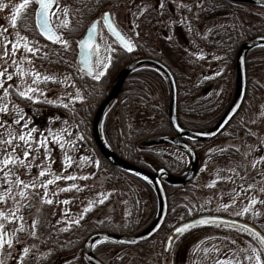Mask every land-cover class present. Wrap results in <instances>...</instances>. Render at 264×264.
<instances>
[{"label":"trees","instance_id":"1","mask_svg":"<svg viewBox=\"0 0 264 264\" xmlns=\"http://www.w3.org/2000/svg\"><path fill=\"white\" fill-rule=\"evenodd\" d=\"M148 2L152 3V0H148ZM151 11L153 10L151 9ZM195 18H197V21H195V32L192 36L196 40L195 43L198 49L200 51L210 49L216 55V59L218 57L223 59L230 69L233 67L235 52L239 45L248 38L264 35V7L261 6L246 3L235 4L223 0H205V5L201 6ZM151 44H159L163 50L157 54L153 48H147L145 54L147 56H158L172 66L170 70L176 78L178 90L177 116L179 122L193 130H205L212 127L230 101V96L222 97L220 93L227 92L228 94L232 92L233 82H226L222 85L216 83L215 86L216 88L218 86V89H213L210 96L211 100L207 102V97H205L203 92L206 84L201 82L203 73L206 74L208 68L206 67L207 64H205V56L200 54L196 57L193 55V57L188 59L186 55L184 57L181 53L177 54L169 47L167 48L156 42V40L150 41L149 45ZM136 52L138 53V51ZM220 54L224 55L220 56ZM260 67H264V47L256 48L246 56L248 93L250 91L251 78L257 76L256 70H259ZM108 78L109 75L105 74L96 83L97 86H94L89 79L85 78V76L82 77L83 102L71 101L67 104V108L54 106L64 113L65 118L54 116L53 119L57 122L59 121L60 125L68 128L73 133V136H69L67 132L63 133L64 140H72L76 135L80 134L86 137L83 141H77L75 146L65 144V150H62L65 153L62 152V155H64L62 158L63 160L66 159V156L73 158L74 154L81 148L82 152L84 154L87 153L93 161L98 160L100 162V167H95V175L98 174L102 178L103 186L100 191L106 192L110 188V192L116 193L120 191L124 193L125 199L128 201L129 212L126 215V223L114 222L116 218L115 210H108L106 217H101L99 213L95 214L91 211L86 212L83 215V219H81V216L71 220L69 217L62 218L58 216L61 212H63V216H66V212H69L74 204L79 203L80 196L85 192V187L82 183L84 179H80L75 171V173L72 172V176L76 177V179H62L65 181L63 187L60 190L54 189V193H50V195L48 193L46 198L49 197L48 199L53 201L51 205L43 203L44 191H42L41 195L40 190L43 187L40 186L39 182H36L37 186L35 188L30 186L24 190L26 195L31 197L30 203L44 206L43 209L40 208L34 211L35 216H33V219L38 222L35 228V237L40 242L45 236H49L51 238V258L54 259L56 258L55 256L58 257V255H65L66 253V257L63 258L61 263L66 261V264H88L81 254L83 242L88 235L93 232L122 235L137 234L151 223L156 212L157 201L151 185L132 172L121 170L111 165L99 154L93 142L91 124L98 105L108 94L112 85L113 78L110 81ZM128 78L130 80L128 81L127 79V84H124L119 96L110 102L102 116L100 121L101 137L117 155L134 165L150 171L161 165L170 173L179 174L187 168L186 156L173 154L166 146L142 145L145 139L171 133L167 120L169 106V85L167 80L156 67L148 64L135 68L128 75ZM147 83L153 84L154 89L160 92V105L152 103L150 95L153 93L152 91L149 93L146 90ZM10 98L3 101L0 99V105L7 104L9 111H12L15 107L12 102H18L19 99ZM20 105H27V101L21 102ZM253 105L252 103L250 107ZM78 108L82 109L81 122H79L80 120L77 116ZM147 110L154 111L152 117ZM126 117L129 120H126ZM65 121L68 123L65 124ZM127 122L129 124H126ZM77 125L79 129L74 128ZM56 145L61 149L58 144ZM225 147L226 151H221L223 149L221 148L207 153V150H203L200 146V150L197 149L200 166H198L193 180L190 183L177 186L164 183L168 200V212L162 227L150 240L136 246H122L105 241L94 248L95 257L103 264H136L140 261L139 259L148 261L149 264H159L160 260L155 258V255L159 252V255L161 254L165 236L175 223L199 214L213 213L208 208H206V211L204 210L205 207L202 208L197 194L194 193V190H200L201 187H194V184L196 180H200L203 174L204 177L207 176L205 172L208 171L207 165L209 164L211 167L208 173L210 179H212L213 174H217L220 180L225 175L222 170L223 166H230V172L235 170V165L233 164L235 160L229 158L231 155L230 148L227 145ZM245 156L249 157L248 155ZM257 159L256 156L249 157L243 169L247 170L252 162ZM19 178L29 185L35 181L32 178ZM12 180H15V178ZM43 181L46 182L47 178ZM257 182L261 184L264 183V180L259 179ZM72 185L76 187H72ZM87 185H91V183ZM22 188V185L16 187L15 191L19 192ZM62 189L69 190L62 191ZM183 196H185L184 202L188 205L179 203L178 199H183ZM65 200L69 201V203H63ZM103 201L102 204L96 205L101 207L103 204H107V200ZM57 203H62L61 205L66 206L68 210L66 208L61 211L58 210ZM113 207H115V204ZM76 220H80L79 225L73 223ZM242 220L254 224L264 234V217H258V220H254L250 219L249 215H246ZM64 228L69 230L63 231L62 229ZM152 253H154V257L148 260L149 254Z\"/></svg>","mask_w":264,"mask_h":264},{"label":"flooded vegetation","instance_id":"2","mask_svg":"<svg viewBox=\"0 0 264 264\" xmlns=\"http://www.w3.org/2000/svg\"><path fill=\"white\" fill-rule=\"evenodd\" d=\"M21 2L22 0H15V3H11L10 0H0V5H6V7L0 10V26H3L4 28L8 29V32L4 33V36H7L9 40L14 41L15 33L16 31H19L20 35L26 36L29 40L32 39L31 42H33V40H35L36 42H39L38 46L39 47L43 46V47L41 48V50H39L36 53L34 58L41 57L42 61H46V63H51V64L58 63L60 67L64 69V72L68 76V79L66 81L65 79L62 80L60 78L59 79L55 78L56 82H52L50 80L47 83L42 82L37 85L31 82H28V81H33L34 79L33 75L30 74V76L27 77L28 81H26V83H25V80L23 79L24 76L20 77L21 81L23 82L22 85H19L20 91H23L28 86H32V87H38L45 93L51 87L60 88L62 86L63 88H65L68 83L69 84L72 83V87H74L75 90L79 89L82 93V89H83L82 77L84 76L85 78L89 79V81H91L94 86H97L96 85L97 81L93 80L89 74H87L86 72H84L83 70L79 68V62H78L79 46L78 44L81 38L83 37V35L85 34L86 30L88 29V27L92 25L93 22L99 21V24L97 25V30H98L97 38H96L97 43L101 46L102 49L105 45H111L113 48H116L119 51V55L114 57L112 66L106 72V74L109 75V78L110 76L113 77L112 85L118 79V76L121 70L126 65L130 64L132 61L139 59V58L146 57V58L155 59L163 63L170 70L172 66L169 65L162 58H159L158 56H155V55L147 56L145 54V51L147 48H153L157 52V54L161 50H163L159 44L157 45L151 44L153 47L149 45L150 41L156 40V42L161 43V45L167 48L169 47L175 53L177 54L181 53V55H183L184 57L186 55L188 59L189 57H193V55H195L196 57H198V55L200 54L204 55L205 64H207L206 67L208 68H207L206 74L203 73L201 82L206 84L203 92L205 94V97H207L206 99L207 102L211 100L210 96L212 95L213 89L216 88L215 86L216 83L222 85V83L233 82L232 92H229L228 94L227 92L220 93V96L222 97L230 96L229 103L231 102L233 92H234V87H235V57H236V52L239 47L237 48L235 52L233 67L230 69L225 63V61H223V59H218V61H216L215 59L217 57L213 52L210 51V49H207V51H200L198 49L197 44L195 43L196 42L195 38L192 36V34L195 32V29H194L196 25L195 21H197V18H195V15L199 13V9H201V6L205 5V0H163V3L165 4V7L163 9L160 8V4L162 0H152V3L148 2V0H134V1L133 0H59V3H61L62 5L70 6L71 11L68 17L69 29H63L61 27H58V25H60L62 20L64 19L62 13H58V16H52L51 22H52V27L54 28V30L57 31V34L61 35L63 39L68 40L69 44L71 45L68 51H65L61 44H52L50 41L44 39L40 35L39 29L37 28L36 16L33 10L34 6H32V8H30L27 12H25L21 17L18 18V28L17 29H13L11 27L12 12L14 11L16 5ZM237 4H240V3H237ZM129 7L133 8L134 12H130V9H128ZM77 8L80 9L79 12L76 11ZM151 9L153 11H151ZM189 9L191 10L189 11ZM105 12L110 14V19L113 22L115 28L126 39V41L130 40L133 43L134 51L132 53H128L124 51L122 46L119 45L118 42L112 37V35L107 31L103 23V20H102ZM58 18H59V23L56 22ZM25 27L27 29L26 31H25ZM2 40H3V37H0V41ZM58 47H60L59 50L61 51L60 57L61 59L64 58V61L59 60V62H55L57 61V57L55 56L56 52L54 51V49ZM3 51H4L3 46L2 44H0V55L3 54ZM8 51H9V56L7 57V62L5 63L4 60H0V71H3L4 68H7L9 73L10 72L14 73L13 67L16 64H13V60L17 62V57H19V51L22 52V50L20 48L16 52V55L13 57L11 55V44H9ZM48 51H49V55H48ZM136 51H138V53ZM221 55H224V54H220V56ZM92 57H93V64H95L96 57L94 53ZM35 62L37 64H40V63L42 64V62L40 61H35ZM27 65L29 67V70H27V73H30V72L34 73V71L31 70V65L32 67H36L34 66L35 64L28 62ZM51 69L52 68H48L47 71H43L44 68H41L40 69L41 78L45 75L52 77ZM226 72L228 73V76L226 75ZM17 73L18 71L16 72V74ZM127 79L128 81L130 80L128 76L125 78V80L123 81L122 87L120 89V92L121 90H123L124 84L125 83L127 84L126 82ZM175 81H176V78H175ZM112 85L110 86L108 93L110 92ZM10 90H9L8 98L13 97L14 99H19L18 102L13 103L15 106L14 109L20 107L17 113L13 114L14 117L18 119L19 116L21 115L30 116V118H24V120L19 124L18 128L23 127V124L25 122H28L30 128H35L37 129V131H41V133L45 131H49V128H47V126L49 125L50 121L53 120L54 116L56 117L58 116L59 118L64 117V113L59 112L58 114L54 106L63 107L62 105L68 104L71 102V100L67 97V95L63 94L62 95L63 100L61 102H64V103H61L55 100L56 102L52 105V103H48L49 101L48 99L46 100V98H49L51 94L45 93V95L43 96L39 94H35V96L38 97V100L40 101V103L34 104L29 100H20L23 98L17 95L16 89L11 87ZM26 101H27V105L32 104V106L26 108L20 105L21 102H26ZM244 103H245V99H244L243 105ZM243 105L238 111V113L230 120L228 125L224 128V130L216 138L208 142H203V143L189 142V144L196 150V152L200 150L199 147L200 146L202 147V145L204 147H208V150L206 149L207 153L214 151L216 149H221V148H223L226 151V147H225L226 145H222L219 148L214 147V150H212L211 147L209 148V145L212 146V144H214L216 141L218 142L225 141L224 139H227L226 136H229L230 141H231L230 143H233L232 146L227 145L228 148H230V152H231V155L229 156V158L235 160L233 164L235 165V168H238V170H240L238 173L246 175V174H249L250 171H244L242 169L244 168V165L247 163L246 158L249 159V157L244 156L242 161L239 160L240 156L237 154V150H238V147H241V145L236 146V143H258L255 140H256V135L258 136L259 133L250 131L249 129L257 130L256 128H257L258 123L264 121V116L261 115L264 113L261 112L262 110L259 111V108L256 105V107L252 106L250 108V112H251L250 114H246L244 112ZM227 107H225L221 116L224 114ZM78 109L79 110L77 112V116H78V119L80 120L79 122H81L80 117L82 115V109L81 108H78ZM92 123H93V120H92ZM78 127L79 126L77 125L76 128L79 129ZM62 128H65V127H61V129ZM91 129H92V124H91ZM25 131H27V129H25ZM247 131L251 132V135L249 136L251 137V140L249 142H245L244 137H243L244 133ZM166 135L174 136L175 134L171 131V133L166 134ZM33 136L35 140L37 141L40 139L34 133H33ZM47 137L49 139L50 136L47 135ZM242 138H243V141L241 142ZM248 146H251V145H248ZM48 148L50 149L49 143H48ZM167 149H169L171 152L178 151L182 153V156L183 155L186 156L185 153H183L178 148L167 147ZM173 154H176V153H173ZM2 156H3V153L0 152V158H2ZM19 156L21 159H23L21 155ZM251 168H252V165H251ZM151 172H154V170ZM34 173L35 172L33 171V174ZM14 178L15 176L9 177V179H14ZM45 178L46 177L44 176V177H40L39 179L40 181H43ZM263 178L254 176L251 179L254 181H258L259 179H263ZM0 180H3V179L1 178ZM5 188L6 186L4 187V189ZM0 193H3V192H0ZM13 195L15 196V199L11 197L9 204L7 203V199L4 202H0V214H3L2 216H0V225H3V231L7 233H13L15 229L20 228L21 226H23L24 231L18 232L15 234V236L13 237V245L11 249H9L7 245H5V247L2 250H0V261H3V264H17V261L19 260L20 255L23 252V249L27 247L29 249V252L25 256L23 264H66V261L61 263L63 258L66 257V253L65 255L61 254L62 256L61 255H58V257L55 256L56 258L54 259L51 258L52 256V253L50 251L51 238L49 236H45V238L39 242L35 236L31 235V232L33 231L31 227L33 224V221H35L36 224L38 223L36 220L33 219V216H35L34 211L40 208L43 209L44 206L41 204L30 203L29 201L31 200V197H29L28 195H27L28 197L27 199L22 200L20 196L18 195V191H16ZM222 212L224 211L218 210L213 213H205V214H212V215L216 214L219 216L221 215L224 216ZM12 213H15V216H13ZM200 215H204V214L192 216L188 219H183L182 221L175 223L173 225V228L170 229V231L166 234L164 242H163L162 254L165 257L169 256L168 257L169 263L167 264H189L192 258L190 254L193 251L191 247L194 244H196L199 240H201L202 237L206 234L205 233L206 231H204L206 228L210 229L213 227L214 229V228H218L217 226H222V228H234L237 230H241L244 233L243 234L244 236H236V239H234L236 242L239 243L241 247H242L241 244L246 243V242L250 243V240H253V242L258 244V240L251 233L245 230H242L236 227H230L227 225L202 224V225H198V226L186 229L184 232L179 233L177 237L174 239V241L172 242L168 253H164L165 241L167 237L169 236V234L172 233L173 230L176 227H178L180 224L190 219H194ZM246 215H249L250 219L258 220V217L252 214V210H250L249 213L244 214V216L237 215L235 219L244 221L242 220V218H244ZM4 217H7V219H5ZM247 223L256 227L254 224L250 222H247ZM194 230L195 232H198V235L202 234V236L199 237L196 234L197 237L190 238L191 233H193ZM16 237H19V240H17ZM84 242H83V245H84ZM81 254L84 259L83 246H82ZM162 254H160V256ZM217 261H224L225 264H227L228 261H232V264H239L238 261L230 257H223L222 255H219V258L209 263H206V264H217Z\"/></svg>","mask_w":264,"mask_h":264},{"label":"rangeland","instance_id":"3","mask_svg":"<svg viewBox=\"0 0 264 264\" xmlns=\"http://www.w3.org/2000/svg\"><path fill=\"white\" fill-rule=\"evenodd\" d=\"M134 1V0H133ZM130 6V5H129ZM130 9V12H134L133 8H128ZM57 23H59V18L56 21ZM32 40V39H31ZM31 40H29L31 42ZM33 42H35V46L39 48V50H41V48L43 46H38L39 42H36L35 40H33ZM60 47L55 48L54 51L56 52L55 56L57 57V61L55 62H59V60H63L64 58L61 59V51L59 50ZM22 52L19 51V57H17V62L16 65L13 67V71L14 73L10 72L13 74V80L8 81L5 77L0 78V80L3 81L4 83V87L8 88L9 85L12 86V88L16 89V86L22 85V81H21V75L19 73L16 74L17 72V68L24 70V77L23 79L26 81H28L27 77L30 76V73H27V70H29L28 67V62L31 61V63L35 64L34 66L36 67H32L31 65V70L34 71V73H39L40 74V69L44 68L43 71H47L48 68H52L51 69V74L52 77L57 78V79H62L64 80L65 77L68 78V76L65 74L64 69L60 67V65L58 63H46V61H42L41 57L38 58H34V56L31 53H26L24 49L21 47ZM214 55V54H213ZM219 59V58H218ZM218 59H216L218 61ZM35 61H40L42 62V64H37ZM50 66V67H49ZM41 67V68H40ZM257 71V76L251 78V82H250V91L248 93V91L246 90V97H245V104L243 105L244 108V112L246 114H250V106L252 105V103L254 104L253 106L259 108V111L262 110L261 112L264 113V67H260L259 70ZM19 77H18V76ZM226 75L228 76V73L226 72ZM247 75V74H246ZM113 77L110 76L109 81L112 80ZM27 79V80H26ZM67 81V79H65ZM31 82L32 81H28ZM248 82V81H247ZM24 83V84H25ZM88 83V82H87ZM89 84V83H88ZM223 84V83H222ZM146 90L150 93V91H152V95L151 99H152V103L155 105H160V99H161V94L159 95L160 92H158V90H155L153 87V84H146ZM247 88H248V83H247ZM11 88H9L10 90ZM152 89V90H151ZM218 89V86L217 88ZM76 91L74 87H72V83H68L66 85L65 88H63L62 86L60 88H55V87H51L49 90H47L45 93H49L51 94L49 98H46V100L48 99L49 101H52V105L58 101L61 102L63 100L62 95L66 94L67 97L71 100V101H75L73 98L76 95ZM81 95H83V93H81ZM248 95V96H247ZM0 96L3 97V99H1L2 101L7 99L9 96L4 97L3 95V89L0 88ZM84 97V96H83ZM34 98L38 99L37 96H34ZM56 100V101H55ZM159 101V102H158ZM162 101V100H161ZM77 103H80V101H75ZM158 102V103H157ZM16 103V102H12ZM64 103V102H61ZM140 104V103H139ZM32 104L30 105H24L23 107H31ZM53 107V106H51ZM20 108V107H19ZM16 108L12 111H9L7 114H3L0 113V121H7L8 123H11L14 119H16V117H14L13 114H16L18 109ZM57 113H63L61 110L56 109ZM148 114L151 115V117L153 116V112L152 110H147ZM260 112V113H261ZM243 113V112H242ZM146 114V115H148ZM264 116V114H261ZM24 118H30V116L24 115ZM65 118V116H64ZM126 120H129L128 117H126ZM23 121V120H22ZM21 121V122H22ZM72 121V120H71ZM73 122V121H72ZM130 122V121H129ZM34 124V123H33ZM126 124H129L128 122ZM19 125H13V129L15 130H21L22 127H19ZM61 127H63L62 125L59 124V121H55L54 119L52 121H50L49 125L47 126V128H49V130L51 131H45L42 132L41 131H37L36 133H34L36 136H38L39 138H41V136H50L49 137V145H50V149L49 152L51 153L50 155V162L46 161L44 158V149L41 148L40 152H39V158L36 159L34 162H32V167L31 170L29 171L26 168L20 167L17 169V173L19 175V177L21 178H32V180H35L36 182H40V176L39 173L41 170L45 171V177L47 178V180L49 179H53L54 175L59 174L61 179L59 180H55V182L53 184L48 185L47 187V191L50 195V193H54V189L55 190H60L65 181L62 179H65V177H67L68 175H72V172H76V175L81 177V176H87L88 179L83 180V184H84V189L85 192L80 196L81 198L78 200L79 203L74 204L69 212H66V216H63V212L59 213L58 216L65 218V217H69V219H75L76 217H80L85 215V209L88 208L90 209L88 212H92L95 214H100L101 217H106L108 215V210H115L116 213V218L115 221H119L122 223H126L127 219H126V215L129 213L128 212V201L125 199L124 193L118 191V192H110V188H108V192L106 190V192H101L100 189L102 188V178L100 177V175H95L96 174V170H95V166L93 162V159L86 154H84L80 148V150H78V152H76L74 154L75 159H73V163L71 164L70 167L67 168V170H65V160H63L62 156V152L65 153V151H62L61 149H59V147H57L56 143L51 142L52 141V134L59 132L61 129ZM248 127V126H246ZM76 128V127H74ZM57 129L59 131H57ZM249 129V128H247ZM257 130L253 129H249L250 131L253 132H258V136L256 135V140L258 143H236V146L241 145V147H238V151L237 154L240 156L239 160L242 161V159L244 158L245 155H248L249 157L252 156H257L256 158L259 157H264V121L258 123L257 125ZM25 131V129H23ZM247 131L244 133V141L245 142H249L251 140V137H249L251 135V132ZM40 132V133H39ZM234 134V133H233ZM254 134V133H253ZM227 139H224L225 141H216L214 144L209 145V148L211 147L212 150H214L215 148H219L222 145H230L232 146L233 143H230V137L226 136ZM224 137V138H226ZM0 138H7V131L5 128H0ZM253 139V138H252ZM254 140V139H253ZM243 141V138L241 140V142ZM246 144V145H245ZM251 145V146H248ZM203 150H208V147H204L202 145ZM77 150V149H76ZM2 152V151H0ZM61 152V154H60ZM173 153H176V155H180L182 156V153L178 152V151H172ZM19 155H21L23 157V153H19ZM32 155H36L35 152L32 153ZM75 155H77L75 157ZM54 158H52V157ZM89 157V160L86 162H81V157ZM246 158V162H247ZM29 161H31V156L29 157ZM254 162V161H253ZM252 162V164H253ZM251 164V165H252ZM200 166V165H199ZM208 166V167H207ZM206 167L208 168V171H206L205 173H207V178L204 177V174L200 177V180H196V183L194 184V187L197 186V188L200 186L201 189L200 190H194V193L197 194L199 201L201 202V206L202 208L205 207V211L206 208H208L209 210L216 212L218 210H223L224 212L222 214H224L225 217L228 218H235L237 216V213L241 212L242 209L248 205L249 200L253 197L257 198L258 200H264V193H262L260 191V189L262 187H264V183L258 184L257 181L252 180L251 178L254 176L257 177H264V164H257L256 168L253 169L251 168V166L245 170L242 169L244 171H250L249 174H239L238 172L240 170H238V168H235V170H233V172H230L231 168L223 166L222 170L225 172V175L221 177V179L219 180L217 177V174H213L212 179H210L209 176V172H210V164L207 165ZM203 167V166H202ZM33 171L35 172L33 174ZM237 171V172H236ZM74 172V173H75ZM251 174V175H250ZM3 174L0 173V179L2 178ZM241 177H243V179H241ZM12 180V179H11ZM22 180V179H21ZM218 180V182H217ZM264 180V178L262 179ZM14 181V180H13ZM24 181V180H23ZM91 183V185H87ZM212 185V186H210ZM249 185H252V188L249 189ZM6 186L9 187L8 184H5L3 182V180H0V192H4V187ZM16 186L13 185V194L16 192L15 191ZM242 189H245L247 191H243ZM42 190H40V193L42 195ZM111 193H115V194H111ZM237 193H239V195H237ZM186 195V194H185ZM124 196V197H123ZM188 197V195H186ZM49 198V197H48ZM47 198V199H48ZM190 198V196H189ZM192 198V197H191ZM10 199L11 197L7 198V203H10ZM185 196H183V199L180 198L178 199L179 203H185L184 200ZM77 200V199H76ZM101 200H107V204H103V206H99L96 204H100ZM58 204V210H63L64 208L67 209L66 206L61 205L62 203H57ZM115 204V207H113V205ZM186 204V203H185ZM188 205V204H186ZM225 205H228L229 207L227 209H225ZM191 206V204H190ZM8 209V207H7ZM207 209V210H208ZM250 210H252L250 208ZM254 210L260 213L259 217H264V205L261 204H257L254 206ZM244 216V215H243ZM109 219V217H108ZM126 219V220H125ZM218 228H206L204 231H206L205 235L202 237L201 240H199L196 244H194L191 248L193 249V251L191 252L190 256H192L191 261L189 264H206L209 263L217 258H219V255H222L223 257H230L236 261L239 262V264H250V262L246 259H244V257L246 255H251V250L253 248L257 249L258 251H260V246L258 244H256L255 242H253V240H250V243H243L241 244L242 247L239 245L238 242H236L234 239H236V236H244L243 232L241 230H237L234 228H222V226H217ZM198 230V229H196ZM195 230L193 231V233H191V237H197L198 232H195ZM197 234V235H196ZM126 236H131V235H126ZM199 237L202 236V234L198 235ZM233 241H235V243H233ZM178 244V243H177ZM176 244V245H177ZM175 245V246H176ZM174 246V247H175ZM176 248V247H175ZM205 249H207V252H205ZM190 250V249H189ZM160 253V252H159ZM159 253H157L155 255V258H159L160 262L159 264H167L169 263V256L165 257L162 252H161V256L159 255ZM134 255V254H132ZM154 257V253L149 254L148 260H150L151 258ZM262 259H264V255H262ZM140 261H138L136 264H149L148 261H141V259H139ZM167 261V262H166Z\"/></svg>","mask_w":264,"mask_h":264},{"label":"snow or ice","instance_id":"4","mask_svg":"<svg viewBox=\"0 0 264 264\" xmlns=\"http://www.w3.org/2000/svg\"><path fill=\"white\" fill-rule=\"evenodd\" d=\"M11 3H15V0H10ZM34 6L33 10L35 13V16L37 18V28L39 29L40 35L44 37V39L51 41L52 44H61L65 51H68L71 47L68 40L63 39V37L59 34H57V31L54 30L52 27L51 17L52 16H58V13H62L64 19L62 20L61 24L58 25V27H61L63 29H69V15H70V6L69 5H62L59 3V0H22L21 3L17 4L14 11L12 12V19H11V27L13 29L18 28V18L21 17L25 12H27L30 8ZM6 5H0V10H2ZM165 7V4L163 3V0L160 4V8L163 9ZM55 9V10H54ZM191 9H189L190 11ZM77 12L80 11L79 8L76 9ZM104 23L107 27L108 31L117 38V40L120 42L122 48L124 51L128 53H132L134 51V45L133 43L128 40L126 41L124 37L121 36V34L117 31V29L110 23V14L105 12L104 16ZM99 24V21L93 22L89 29V33L87 35V38L79 41V45L82 49H87L88 51L84 54L83 59L81 60V63L87 66L88 74L92 77L93 80L99 82L100 79L106 74L107 70L112 66L114 57L119 55V51L116 48H113L111 45H105L103 49L99 44L96 43L95 37L98 33L97 25ZM25 27V31H26ZM8 29L4 28L3 26H0V37H3V40L0 41V44L3 46V54L0 55V60H4L5 63L7 62V57L9 56L8 51V45L11 44V55L14 57L16 55V52L22 47L26 53H31L33 56L36 55V53L39 51V48L35 46V42H30L29 39L26 36L20 35L19 31H16L15 33V40H9L7 36H4V33H7ZM95 54V64L91 62L90 57ZM103 53V54H102ZM31 63V61H29ZM13 64H16V61L13 60ZM18 73L23 77L24 72L21 69H17ZM34 77L32 83L33 84H40V83H47L48 81L56 82L54 77H49L47 75L43 76L41 78L39 73H31ZM8 81L13 80V74L8 72L7 68H4L3 71H0V78L5 77ZM65 79H68L65 77ZM74 86V85H73ZM12 86L9 85L8 88L4 87V83L2 80H0V88L3 89V95L4 97H7L9 95V88ZM17 88V95L23 99H27L31 101L32 103H40V101L36 98H34L35 94H39L41 96L45 95V93L39 89L38 87H32L28 86L23 91L19 90V86H16ZM46 98V97H45ZM0 99H3V97H0ZM75 101L83 102L84 97L81 95V91L77 89L76 95L73 98ZM48 103H52V101H48ZM63 107L67 108L68 105L64 104ZM8 112V106L7 104L0 105V113L7 114ZM24 120V117L21 115L18 119H14L11 123H8L7 121H0V128H5L7 131V138H0V151H2L3 156L0 158V173H2V179L5 184H8L9 187L4 189L3 193H0V202L6 201L8 197H12L15 199V196L13 195V185L16 187L23 186V188L18 192V195L20 198L27 199L25 189H28L30 186L32 188H35L37 186L36 181H33L31 185L24 183L23 180L19 178V175L16 171V169L23 167L31 170L32 162H34L36 159L39 158V152L40 149H44V158L46 161L50 162V152L48 148L49 139L46 136H41V138L37 141L35 140L33 133L37 132V129L30 128L28 122H25L23 124V127L21 130H15L13 129V125H19L21 121ZM227 122V121H226ZM68 122L65 121V124ZM23 129H27V131H24ZM51 131V130H49ZM67 132L69 136H73V133L69 131L68 128H62L59 133L52 134V141L53 143H56L60 146L61 150H65V144H70L72 146H75L77 141H83L86 137L83 134L76 135L74 139L72 140H64L63 133ZM221 151H225L222 149ZM238 151V150H237ZM23 153V159L20 158L19 153ZM35 152L36 155H32V153ZM31 156V161H29V157ZM89 160V157H81V162H86ZM73 159L71 156H66L65 159V170H67L68 167L71 166L73 163ZM96 168L100 167V162L98 160L93 161ZM264 164V157H259L256 161L253 162L252 168L255 169L257 164ZM45 171L41 170L39 173L40 177L45 176ZM15 176V180L9 179V177ZM80 179H88L87 176H81ZM61 179L60 176H54L53 179H49L46 182L40 181V186L44 188V195L42 197L43 203L51 205L53 201L51 199H47L48 191L47 187L50 184H53L55 180ZM67 180H74L76 177L72 175H68L65 177ZM243 179V177H241ZM212 186V185H210ZM72 187H76L75 185H72ZM252 188V185H249V189ZM69 189H62V191H67ZM79 190V189H78ZM243 191H247L245 189H242ZM262 193H264V187L260 189ZM239 195V193H237ZM104 201L101 200L100 203L102 204ZM63 203L67 204L69 201L65 200ZM257 204L264 205V200H258L257 198L253 197L249 200V203L247 206H245L241 212L237 213V215H244L249 213L250 208L252 209V214L256 217L260 216V213L254 210V206ZM225 209H227L229 206L225 205ZM90 209L86 208L84 211L85 213L88 212ZM3 214H0L2 216ZM13 216H15V213H12ZM7 219V217H4ZM22 219V217H21ZM81 219H83V216H81ZM73 223L79 225L80 220H76ZM201 224H206L208 221H200ZM33 231L31 232L32 236L36 235L35 228H36V222L33 221L32 224ZM190 225H185L183 228H177L176 232L182 233L187 228H189ZM63 231H68V228L62 229ZM23 226L20 228L15 229L13 233H7L3 231V225H0V250H2L5 245L9 249L12 248L13 245V237L18 232H23ZM254 237L256 236L255 233H253ZM259 240V244L261 245L260 251L253 248L251 250V255H246L244 259L248 260L250 264H264V259H262V255H264V236L257 237ZM17 240H19V237H16ZM123 243V242H121ZM235 243V241H233ZM169 249L166 248L165 251H168ZM29 249L26 247L23 249L22 254L20 255L19 260L17 261V264H23V261L25 259V256L28 254ZM205 252H207V249H205ZM0 264H3V261H0ZM217 264H225L224 261H217ZM227 264H232V261H228Z\"/></svg>","mask_w":264,"mask_h":264},{"label":"water","instance_id":"5","mask_svg":"<svg viewBox=\"0 0 264 264\" xmlns=\"http://www.w3.org/2000/svg\"><path fill=\"white\" fill-rule=\"evenodd\" d=\"M223 1L234 2V3L235 2L246 3L254 6L264 7V0H223ZM102 20L104 23V19ZM36 22H37V18H36ZM110 23L114 26L111 19H110ZM90 27L91 25L88 27L81 40L87 38ZM96 37H95V41L97 43ZM112 37L118 42L119 45H121L115 36L112 35ZM78 46H79V52H78L79 68L88 74L87 66L81 63L84 54L88 50L82 49L79 44ZM260 47H264V35L253 36L251 38L246 39L243 43H241V45L239 46L236 52V57H235V87L231 102L229 103L224 114L220 117V119L213 127L201 131L188 129L182 126L181 123L179 122L177 117V101H178L177 84L173 74L164 64H162L161 62L155 59L143 57L132 61L130 64L126 65L121 70L118 79L114 82L110 92L108 93L106 98L101 102L94 115L93 123H92L93 141L100 154L111 165H113L118 169L132 172L135 175L139 176L140 178L149 182L156 196L157 210L149 226L135 235L126 236V235H119V234L106 233V232H95L90 234L86 238L83 245V256L89 264H103L93 255V249L97 244L103 243L105 241H109L122 246H136L149 240L161 228V226L165 221L168 210L167 196L161 179L164 177L166 183L175 186L186 184L193 179V177L196 174L199 161L196 151L192 148L189 142L190 141L207 142L213 140L224 130V128L228 125L230 120L238 113V111L243 105L246 96V89H247L246 65H245L246 56L251 50ZM90 59L91 62L93 63L92 56L90 57ZM142 64H149L156 67L157 69L162 71V73L166 76L168 80L169 89H170V101H169L167 120L171 130L175 134L174 136L159 135L155 137H150L144 140L142 145H146V146L168 145V146H175L183 150L189 158V168L186 172H184L179 176L169 173L163 167H158L156 168L155 172H150L123 160L122 158L118 157L108 147V145L103 141L100 135L99 122L102 113L104 112L108 104L118 96L125 78L136 67ZM202 220L208 221V223L206 224H225V225L241 228L251 233L252 235L253 233H255L256 234L255 238L257 240H258L257 237L263 236L256 228L240 220L227 218L224 216H218V215H202L190 221L182 223L178 227H176L173 230V232L169 234V236L165 241L164 253H168L169 250L165 251V249L170 248L172 242L179 234V232H176L177 228H183L185 225H190L189 228L202 225L201 223H199Z\"/></svg>","mask_w":264,"mask_h":264}]
</instances>
